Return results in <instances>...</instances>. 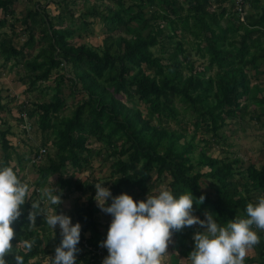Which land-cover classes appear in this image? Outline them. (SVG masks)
Returning a JSON list of instances; mask_svg holds the SVG:
<instances>
[{
  "label": "rangeland",
  "instance_id": "obj_1",
  "mask_svg": "<svg viewBox=\"0 0 264 264\" xmlns=\"http://www.w3.org/2000/svg\"><path fill=\"white\" fill-rule=\"evenodd\" d=\"M167 2L12 0L10 8L0 6V102L3 105L0 109V166H13L20 179L30 185V199L42 204L47 211L55 207L50 205L47 189H54L53 194L60 191L62 200L57 211L71 215L73 223H81V240L86 241L93 232L90 221L84 219L83 214L90 200L96 203V221L102 235L91 253L82 251L79 254L76 264H102L108 254L101 241L106 238L112 217L98 206L94 198L97 191L95 183L103 181L114 195L127 192L137 200L146 198L147 193L154 195L161 188H170L173 163L163 168L156 165L147 181L136 183L129 189H118L116 181L135 172V166L130 160L131 152H121L129 143L125 142V137L116 136V145L113 146L107 134L96 135L89 131L84 132L90 144L89 150L81 153L82 167L68 163L61 177L51 172L47 179H41L43 166L57 154L60 131L64 129L65 123L75 117L81 105L90 101V95L76 71L83 69L94 75L90 59H103L105 49L108 46L115 48L120 37L131 38L137 33L146 35L153 28L157 29L159 43L152 47V51L161 59L165 74L171 77L174 71H178L180 74L175 82L181 86L190 79H200L203 86L193 91V95L200 93L202 101L196 106L176 97L175 106L179 111L177 121L165 115L152 114L150 105L138 96L116 92L115 69L107 68L103 75L96 78L97 83L111 93L126 111L139 110L142 119L150 121L152 125L182 133L181 142L189 141L194 145L195 152L191 154L194 167L189 174L202 173L200 189L207 195L219 199L223 187L209 176L211 168L199 162L201 152L227 162L234 161L229 176L232 188L237 189L239 195L247 197L248 202L255 204L259 201L257 189L247 183V168L250 164L258 167L264 164V61L254 63L251 60L254 53L264 49V29L252 24L253 21L257 23L263 14L264 0H245V12L242 14L236 9V0ZM204 5L207 15L202 11ZM38 9L40 12L36 14ZM117 11L125 18L126 25L123 27L105 17ZM199 15L204 16V23L213 27L214 36L210 28L200 22ZM147 23L149 27L145 28ZM52 29L58 31L57 38L65 43L69 57H77L81 46L89 48L91 54H83L85 57L79 60L80 66L77 68L65 58L49 77L38 80L36 76L41 73V69L34 65V61H42L44 52L51 49L49 43L53 37ZM221 34L224 39L219 37ZM244 36L247 37L251 51L246 57L236 55L231 64L223 66L212 60L213 50L220 47L237 52ZM59 51L57 47L56 53ZM143 69L148 75L155 74L154 69H148L143 64L133 68L128 79L131 80ZM223 76H226L225 80L232 76L241 79L242 103L239 107H230L235 108L234 113H229L228 106L217 108L215 114L221 117L218 119L219 128L215 129L210 109L217 107L220 102V79ZM209 80H213V88H209ZM59 100L63 105L51 113V127H43V104ZM94 102L97 104L98 100ZM108 131L110 128H106L105 132ZM123 163L129 164L127 171L123 170ZM31 200L28 202L32 203ZM193 207L194 214L201 218H206L205 213L209 212L206 209L211 210ZM234 211L241 217L247 216L241 207H236ZM210 212L215 217L213 210ZM41 214L44 219L45 213ZM202 227L194 224L174 231L165 264H191L189 253L194 247L192 236L195 230ZM252 227L264 237V229L255 225ZM38 232L43 239L41 252L28 261L47 263L49 256L54 255L55 245L60 243V231L57 228L55 235L44 220ZM23 241L20 240L16 243L17 247L11 249L7 256L9 261H16L17 255L23 258L22 253L28 250ZM246 257H256L257 261L245 264H261L259 253L253 247L247 250Z\"/></svg>",
  "mask_w": 264,
  "mask_h": 264
},
{
  "label": "trees",
  "instance_id": "obj_2",
  "mask_svg": "<svg viewBox=\"0 0 264 264\" xmlns=\"http://www.w3.org/2000/svg\"><path fill=\"white\" fill-rule=\"evenodd\" d=\"M162 1L168 3L167 0ZM198 1L200 2V0ZM204 1L209 2V0ZM11 3L12 0H0V6L6 8H10L9 5ZM201 4L203 3L201 2ZM204 7L205 5L202 11L204 15H207L208 11ZM39 12L40 9L36 11V14H39ZM161 15L163 17L165 16L164 14ZM105 17L108 21L118 22V25L122 27L126 25L125 18L120 11H117L113 15H105ZM198 18L201 23H204V16L199 15ZM252 24L262 26L264 29V12L257 20V23L253 21ZM204 25L210 28V31L213 33L212 36H214L215 30L213 27L208 23H204ZM147 27H149L148 23L145 28ZM158 34L159 31L153 28L146 35L137 33L131 38L125 36L120 37L115 48L108 46L105 49L103 59H90L93 65L92 67L94 68V75L83 69L76 71L77 77L81 80L85 90L90 95V101L81 105L77 109L75 117L65 123L64 129L60 131L57 154L43 166L41 179H47L51 172L61 177L63 169L68 163H72V165L78 168L82 167L81 153L88 151V145L90 144V139L84 134L85 131L92 132L96 135L99 133L101 135L107 134L109 143L113 146L116 145V141H114L115 137L123 136L125 137V142L129 143V146L124 147L121 152H131L130 160L131 164L135 166V172L125 175L122 179H118L116 181L118 189H129L136 183L147 181L151 178V172L156 165L163 168L168 163H173L174 166L171 169L169 186L174 194L179 196L184 192L192 191L194 196H196L194 199L197 202H199L198 197L203 195L205 198L198 207L202 209L210 208L213 210L217 221L221 224H226L227 221L233 218L241 217L234 211L236 207H241L246 211V206L249 203L248 198L239 195V191L232 188V184L229 181L234 161L227 162L225 159L209 157L204 152L200 153L199 162L211 168L209 176L216 179L223 187V192L219 199L210 197L200 189L199 181L202 173L189 174L194 167L191 155L195 152L194 145L189 141L181 142V138L183 137L182 133H177L171 128L152 125L150 121L142 119L139 110H137L138 112L126 111L120 102L115 101L111 93L105 91L97 83L96 78L103 75L107 68L110 70L115 69L117 72V76L114 77L116 92L128 93L135 97L138 96L150 105L152 114H158L159 116L165 115L167 118H172L177 121L179 111L175 106L176 97L190 101L198 106L199 102L202 101V95L199 93L194 96L193 91L203 86L202 81L200 79H190L187 84L181 86L175 82V79L180 74L178 71H174V75L171 77L165 74L161 59L155 56L152 51V47L159 43ZM52 35L53 37L49 43L51 49L44 52L42 61H34V65L41 69V73L36 76L38 80L49 77L52 71L59 68L66 59L70 60L77 68L80 66L79 60H83L85 57L83 54H91L89 48L81 46L77 57H69L65 43L57 38L59 33L56 29H52ZM219 37L224 39L223 34L219 35ZM249 46L247 37L244 36L237 52L227 47H220L213 50L212 60L216 61L220 66L226 63L231 64V60L236 55L246 57L247 54L251 53ZM57 47L60 50L58 53H56ZM71 49L74 50L75 48ZM251 60L254 63H258L260 60L264 61V49L259 53H254ZM143 64H146L148 69H154L155 74L148 75L143 69L138 71L131 80L128 79L127 76L131 70L135 67H141ZM225 78L226 76H223L220 79V86L222 88L220 102L217 107L210 109L211 120L215 129L219 128L218 119L221 117L220 114H215L217 108L228 106L229 113H234L235 108L231 109L230 107H239L242 103L241 94L243 89L241 90V79L234 76L228 80H225ZM208 82L210 85L209 88H213V80H209ZM96 99L98 100L97 104L94 102L97 101ZM62 105L63 103L60 100L58 102L43 104V127H51V113L58 110ZM2 108L3 105L0 102V109ZM106 128H110V131L105 132ZM128 166V163H123V170L127 171ZM247 173V183L251 188L257 189L260 195L259 199L264 197V164L259 167L255 164H250L247 168ZM143 199L146 198L143 197ZM40 205L43 208V205ZM193 206L197 207L195 204ZM22 207L23 211L20 217L13 222L16 233L12 240L13 247L16 248V243L22 239L32 240L34 242L32 248L22 253L23 264H49V262L28 261L30 257L41 252L43 239L38 232V227L42 225L44 219L41 212H39L36 215L35 223H33L29 216V213L33 211L32 203L27 201ZM97 210L96 203L90 200L84 211L83 218L90 221L93 232L86 241L84 239L79 241L78 247L80 250L77 253V257H80L79 254L82 251L91 253L93 247L98 245L101 238L102 232L99 230L96 221ZM206 210L211 211L209 209ZM252 247L259 253L260 263L264 264V237H261L259 242ZM244 259L245 263L257 261L256 257H246ZM9 264H17V262L9 261Z\"/></svg>",
  "mask_w": 264,
  "mask_h": 264
},
{
  "label": "clouds",
  "instance_id": "obj_3",
  "mask_svg": "<svg viewBox=\"0 0 264 264\" xmlns=\"http://www.w3.org/2000/svg\"><path fill=\"white\" fill-rule=\"evenodd\" d=\"M95 187L98 206L112 217L106 238L101 241L108 253L102 264H165L174 231L194 224L203 227L192 236L191 264H245L247 250L261 239L252 226L264 229V197L258 203L247 204V216L221 224L210 211L205 213L206 218L194 214L193 205L198 207L205 197H198L197 202L192 191L177 196L164 187L157 194L147 193L146 199L137 200L127 192L114 195L103 181L95 183ZM54 191L47 189L50 205H55L47 211L30 199V185L20 179L13 166H0V264H9L7 256L16 235L13 222L29 200L33 206L29 213L33 223L37 213L43 212L55 235L57 228L60 231L61 240L54 255L49 256V264H76L82 225L79 221L73 223L71 215L57 211L62 197L60 191L53 194ZM33 243L28 239L23 241L26 249H31ZM16 262L23 264V258L17 255Z\"/></svg>",
  "mask_w": 264,
  "mask_h": 264
},
{
  "label": "built area",
  "instance_id": "obj_4",
  "mask_svg": "<svg viewBox=\"0 0 264 264\" xmlns=\"http://www.w3.org/2000/svg\"><path fill=\"white\" fill-rule=\"evenodd\" d=\"M236 7L239 13H244L245 12V8H244V0H236ZM47 150L45 149L44 152H46Z\"/></svg>",
  "mask_w": 264,
  "mask_h": 264
}]
</instances>
